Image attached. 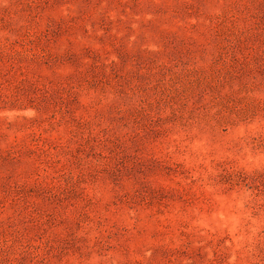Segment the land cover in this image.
<instances>
[{"label":"rangeland","instance_id":"1","mask_svg":"<svg viewBox=\"0 0 264 264\" xmlns=\"http://www.w3.org/2000/svg\"><path fill=\"white\" fill-rule=\"evenodd\" d=\"M0 264H264V0H0Z\"/></svg>","mask_w":264,"mask_h":264}]
</instances>
